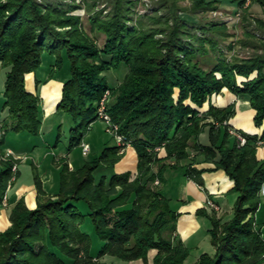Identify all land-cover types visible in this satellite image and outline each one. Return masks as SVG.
<instances>
[{
    "label": "trees",
    "instance_id": "obj_1",
    "mask_svg": "<svg viewBox=\"0 0 264 264\" xmlns=\"http://www.w3.org/2000/svg\"><path fill=\"white\" fill-rule=\"evenodd\" d=\"M153 1L149 15L139 13L143 0H107L108 11L99 0H0V66L6 72L0 208L6 207L3 199L19 174L13 181V166L20 162L4 152L5 134L43 131L38 90L57 76L63 77V88L56 116L65 122L60 119L54 146L67 142L66 155L55 161L58 189L47 190L37 171L36 207L29 208L22 198L12 208L11 225L0 232V264H100L105 255L148 264L152 249L157 250L155 264H186L190 249L175 235L178 213L153 186L167 165L185 167L199 183L205 171L218 169L234 181L237 197L228 221L215 211H198L211 221L215 246V253H203L198 264L264 260V239L255 224L264 186V160L257 156L258 145L264 144V18L253 16L246 0H190V6L182 4L187 0ZM225 3L242 9L243 21L254 23L262 34L247 28L238 42L226 43L234 35L227 22H194L181 14L219 10ZM252 3L264 12V0ZM80 10L88 15L90 31L76 13ZM236 44L252 54L229 57L225 48L234 50ZM111 71L124 72L114 85ZM29 73L35 75V93L26 87ZM44 73L45 78L39 77ZM224 89L250 101L255 125L263 129L261 135L242 132L244 145L230 132L235 104L213 103ZM107 91L108 111L138 153L135 178L131 171L114 169L125 155L114 140L82 168L73 169L69 162L68 154L82 146L98 119ZM156 146L164 147L165 157L153 150ZM198 156L213 167L198 168ZM157 161L166 164L156 173L152 166ZM89 222L100 244L97 253L83 229Z\"/></svg>",
    "mask_w": 264,
    "mask_h": 264
},
{
    "label": "crops",
    "instance_id": "obj_2",
    "mask_svg": "<svg viewBox=\"0 0 264 264\" xmlns=\"http://www.w3.org/2000/svg\"><path fill=\"white\" fill-rule=\"evenodd\" d=\"M39 75H40L39 77L42 76L41 78H45V73ZM56 79L49 80L47 83H43L42 85H40L38 90L42 98V102L44 104L43 121L46 122H48V120H52L53 117L56 118V120L58 118V116H56V110L61 100L63 77L57 76ZM5 80H6V72L0 66V135H2L3 133L2 125L4 120L6 119V110L4 108ZM26 87L30 92H34V93L37 92L34 73H29L26 75ZM213 103L218 107H227L230 104H235L236 113L229 121V125L231 128H234L241 132L249 133L250 135L262 134L263 129L258 128L254 122L256 111L255 109H253L250 101L247 98L236 96L228 89H224L222 95L220 94L214 96ZM50 126L51 127L49 128L48 134L51 137H53V135L58 129L56 125H53V123H51ZM14 133L15 136L18 137L22 136L24 137L23 139L28 138V141H30V136L28 133L27 134H25L26 132H20V133L14 132ZM12 135H14L12 134V132L5 134L6 143L5 145H3L4 152L11 153L12 155L16 156L17 159H20V162L25 161L24 160L25 156H29L30 154L35 156V153L27 152L29 148H27L26 151H23L20 147H18V145L16 146L14 144L15 142L14 143L9 142L7 138L13 137ZM52 139L48 140L50 142L45 143L46 148L43 149L42 151L40 150L39 147H36L38 148V151L40 150V153L38 154L39 161H37L36 159L35 160L32 159L34 165L40 171L39 175L41 176L45 188H46V184L53 181V180L47 181L50 177V174L52 177L53 176L52 173L59 170L60 168V166L57 165L55 161L58 160L60 157L65 156L67 153V147L65 145V143H67L66 141H64L65 143H63V146L58 145V147H53L55 143H52L53 142ZM124 154H125L124 157L116 164L114 169L116 170L117 173L131 171L132 177L135 178L138 175V162H139L137 150L132 145L126 150ZM190 154L191 157H193L195 155V151L191 150ZM158 156L161 158L165 157L166 151L163 149L162 151L159 152ZM257 156L260 160H264L263 143H260L258 145ZM49 158L54 159V162L52 163V161H50ZM30 159L31 158L27 159L26 162L30 161ZM42 160H44L43 163ZM170 162L173 161L168 160L167 163L169 164ZM189 162H191V159L190 160L188 159V163ZM186 163L182 162V165H186ZM163 164L166 163L164 161L155 162L152 166V171L156 173L159 172ZM195 165H197L198 168L213 167L212 163L204 162L203 156L197 157V161ZM72 168L75 167L72 166ZM165 168L166 171L164 170V173L161 177L162 179H159L160 183L159 184L154 183L153 186L156 189H158L162 194H164L166 197L171 199L172 208L178 213L177 231L175 235L179 239L181 238V240L187 247L198 248L199 246L196 242V238L194 237L199 235L210 236L209 230L211 229V221L209 217L198 214V211L205 210L208 214H211L213 211L207 205V200L211 198L221 206V210L217 212L218 217L223 219L222 220L223 222H225L226 220L228 221L233 215L234 203L237 197V194L232 192V189L234 187V181L228 176V174L223 169L205 171L201 176L202 181L201 183H199L198 181H196V179L189 177L186 174L184 170L185 167L176 169L170 167V165H167ZM41 169L43 170L41 171ZM18 170H19V174H21L20 169ZM29 172H31V170ZM166 181H167V185L165 186V191L160 190L159 186H161ZM15 187L16 186L14 185L11 188L10 193H8L9 196L8 205L6 207L0 208V232L6 230L7 227L11 225L10 222L11 210L15 206V204L19 201V199L23 198L29 208L36 207L38 192L35 185V181L32 180L30 181V183H26V185L17 184V187L16 188ZM51 188L55 189V186L53 185ZM14 189H16V191L15 193H12ZM262 190L263 191H261V195L264 197V186ZM263 210H264V199L256 214V216L258 215V219L256 218L255 221L256 227L260 229V231H264V227L263 229L259 228V223H258L259 221L264 223V218L261 219ZM225 216L226 217L230 216V217L229 219H225ZM262 237L264 239L263 235ZM156 254H157L156 249H152L149 251L148 264H155L154 257L156 256ZM133 263L145 264L142 259L128 262V264H133ZM260 264H264V260Z\"/></svg>",
    "mask_w": 264,
    "mask_h": 264
},
{
    "label": "rangeland",
    "instance_id": "obj_3",
    "mask_svg": "<svg viewBox=\"0 0 264 264\" xmlns=\"http://www.w3.org/2000/svg\"><path fill=\"white\" fill-rule=\"evenodd\" d=\"M58 1L67 2V1H72V0H58ZM99 1H100V8H104L105 11H108L109 5L107 3V0H99ZM77 2L82 3L83 0H77ZM182 4L184 6H190L191 1L187 0V1H184ZM154 5H155V3L153 0H143L142 3L138 4L137 8H138L140 14H149L150 15L153 12L152 7ZM220 6L221 7L219 10L218 9L217 10H210V11L205 12V13L202 11H199L198 14L194 15V16L191 14H188L187 12H182L181 14L186 19L194 21V22H197V21L227 22L229 27H230V29H229L230 33H232L234 35H233V37H230L226 43H229L230 41L238 42V40L244 36L245 29H247V28H249V29L251 28L252 31L257 32V35L262 34L261 29L260 30L257 29L256 25L254 23L251 25H248L246 21L245 22L243 21V19H242L243 18L242 17L243 10L242 9H240L239 7H237L233 4H229V3L221 4ZM245 6L246 7L250 6L249 10L253 16L264 18V12H262L263 9L261 8L260 5L253 4L252 0H246ZM76 13L83 16V21H84L85 27L88 31H90L91 27H90V24L88 23V15L86 14V12L84 10H80V11H77ZM146 19H148V18H146ZM198 32L200 33V31H198ZM97 40L99 41V44H101L103 41V35L99 36ZM225 51L228 53L229 57L234 56L235 54H237L239 56H243V57L249 56L250 54H252V49L244 48L241 44H236L234 50H229V48H225ZM123 76H124L123 71H111V73L109 74L110 83L114 85L115 79H122ZM55 79L56 78H53L51 80H55ZM108 101H109V98H108ZM43 105L44 104L42 103V107H43ZM43 110H44V107H43ZM60 119L61 118L58 117L56 120V118L53 117L52 120H48V122L44 121L43 129H42L43 131L40 134H38V135H31V133L29 134L31 142L28 141V138L23 139L24 137H22V136H20V137L15 136L14 132H12V134H14V135H12L13 137L7 138L9 142H11V143L15 142L14 144L16 146L18 145V147H20L23 151H26V149L29 148V150L27 152L35 153V156L30 154L29 156H25V159H24L25 161L19 162L18 169H20L21 174L18 175L17 181L14 184L16 187H17V184L18 185L19 184H25L26 185V183H30V181H32V180L35 181L34 180L35 175H36L37 171H39V170L34 165L32 159H34V160L36 159L37 161H39L38 160L39 159L38 154L40 153V150L42 151L43 149L46 148L45 143L50 142V141H48L49 139L51 140L53 138L52 143H55L58 131L55 132L53 137H51L48 134V131H49V128L52 126V125L50 126L51 123H53V125H56L58 128V125L61 121L65 122L62 119L60 121ZM63 130H64L63 132H65V133H68V131H69V127L66 123L64 124ZM16 133H18V132H16ZM25 134H27V133H25ZM64 140L65 139L62 140V142L60 144L61 146H63V143H65ZM84 141L87 144H89V146H90V151L88 152V154L84 153L82 146L75 147L74 150H72V152H70L68 154L70 165L75 167L73 169L82 168L87 161H92L93 159H95V157L100 156L104 147L106 145L113 143V135L107 131V124L103 120L97 119L91 124L87 134L85 135ZM234 141H235V139L232 138L233 143H234ZM65 145L67 146L66 143H65ZM36 147H39L40 150L38 151V148H36ZM53 147H55V146L53 145ZM33 151H35V152H33ZM14 157H16V156H14ZM29 158H31L30 161L26 162V160ZM49 160L52 161V163L54 162V159H52V158H49ZM43 162H44V160H42V163ZM183 162H185V163L187 162L186 165L188 164V160L183 161ZM167 168H169V167H167ZM30 170H31V172H29ZM42 170L43 169H41V171ZM52 174H53V176L51 177V174H50V177L47 181H52V180L53 181L46 184L47 190H49L51 192L53 190H57L59 185H60L59 184L60 171L57 170ZM54 175H55V178H54ZM53 185L55 186V189L51 188ZM166 185H167V181L164 182L161 186H159V189L165 191ZM11 188H10L8 193H10ZM15 191H16V189H14L12 193H15ZM263 199H264V197L261 195L260 206L263 202ZM229 217L230 216H228V217L225 216V219H229ZM256 218L258 219V215L256 216ZM262 218H264V210H263L262 215H261V219ZM258 223H259V228L263 229L264 223L260 222V221ZM83 229L91 234V236L93 238V247H92L93 250L92 251L94 253H97L99 250L100 244L98 241V237L93 230L92 223H90V222H89V224L86 223L83 226ZM261 234L264 236V231H261ZM194 238H196V242H197L199 247L198 248H189L188 247L190 249V254L186 260V262H187L186 264H198V259H199L201 254H203V253L214 254L215 253V246L212 243L211 235L210 236H200L199 235V236H195ZM100 264H128V261L122 260L116 256L105 255L100 259Z\"/></svg>",
    "mask_w": 264,
    "mask_h": 264
},
{
    "label": "built area",
    "instance_id": "obj_4",
    "mask_svg": "<svg viewBox=\"0 0 264 264\" xmlns=\"http://www.w3.org/2000/svg\"><path fill=\"white\" fill-rule=\"evenodd\" d=\"M109 96H110V91H107V93L103 97V99L99 105V108H98V114H99L98 119L103 120L107 124V131L113 135V140L115 141L116 145L120 148V152L125 153L126 150L130 146L133 145V143L128 137H126V135H124L120 132L119 124H117L113 121V118L111 117V115L108 111V98H109ZM230 132L233 136H236V138L239 140L240 144H242V145L246 144L247 138L244 134H242L241 131L230 127ZM82 148H83V151L85 154H88V152L90 151V146L86 142H84L82 144ZM163 149H164L163 146H156L155 148H153V150L155 152H160ZM6 154L12 155L11 153H6ZM15 159H17V157H15ZM18 164L19 163H15L13 166V172H15L14 176H13V181L16 179V176L18 173ZM159 183H160V181H159V179H157L155 181V184H159ZM10 188H11V186H9V189ZM3 200H4L3 205L7 206L8 202H9L8 192L5 195ZM207 205L212 211L218 212L221 210V206L211 198H209L207 200Z\"/></svg>",
    "mask_w": 264,
    "mask_h": 264
},
{
    "label": "bare ground",
    "instance_id": "obj_5",
    "mask_svg": "<svg viewBox=\"0 0 264 264\" xmlns=\"http://www.w3.org/2000/svg\"><path fill=\"white\" fill-rule=\"evenodd\" d=\"M153 255V254H152ZM134 264V263H133Z\"/></svg>",
    "mask_w": 264,
    "mask_h": 264
}]
</instances>
